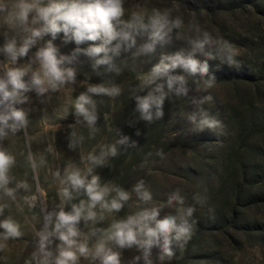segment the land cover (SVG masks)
Instances as JSON below:
<instances>
[{"label":"rangeland","instance_id":"1","mask_svg":"<svg viewBox=\"0 0 264 264\" xmlns=\"http://www.w3.org/2000/svg\"><path fill=\"white\" fill-rule=\"evenodd\" d=\"M27 2L35 7L22 23L17 19L19 0H0V78H6L9 69L28 68L23 80L30 85L23 93L27 100L13 105L25 112L26 125L15 132L5 128L6 134L0 137V151L13 157L7 171L9 182L0 187V222L10 218L22 233L0 239L4 244L0 264H36L32 256L38 253L45 217L52 214L47 231L54 233L55 214L61 210L71 213L73 205L78 207L81 202L85 211L75 225L79 235L73 238L76 245L71 249L76 252V264H101L95 256L99 244L119 253L120 264H145L143 248H121L110 238L114 225L153 208L159 209L157 219H163L179 217L189 207L194 209L187 217L192 225L190 238L173 241V257L161 260V237L149 248L151 264H264V0H123L120 22L112 21L117 31L134 14L149 25L154 10H169L170 19L180 17L183 24L155 41L151 27L138 29L133 33L137 38L133 46L121 47L116 57L109 52L111 41L105 43L102 32L95 41L80 44L71 32L66 37L61 31L55 38L45 32L34 38L24 56L12 61L6 45L14 41L18 50L33 29L45 27L37 9L66 0ZM49 42L57 49L58 59L67 57L61 67L72 68L75 79L55 90L46 84L47 91L38 94L31 78L33 72L41 71L37 53ZM201 43L203 47H197ZM93 46H104L107 51L87 55L86 50ZM176 52H191L201 63L208 53L213 58L207 59L206 74H190L179 67L168 73L185 76L187 95L169 91L167 76L157 79L168 95L161 118L152 109L155 125L151 130L153 121L139 123L143 118L135 97L145 96L155 87L141 90L152 68ZM104 58L109 62L96 65V60ZM209 78L215 82L205 88ZM100 84L117 86L120 94L88 92L89 87ZM82 93L94 101L97 120L92 127L75 110ZM205 96L212 99L201 103ZM205 117L218 125H201ZM125 136V143H117ZM113 145L115 156L108 154ZM102 153V163H95L92 157L101 158ZM76 171L86 182L97 176L99 187L108 190L104 201L91 209L96 213L94 219H86L91 203L86 190L74 189L68 180ZM140 182L142 190L151 194L148 201L135 190ZM65 188L70 197L63 195ZM7 189L13 190L12 196ZM118 190L129 194L127 201H121V209L102 207L104 202L119 199ZM149 226L154 227V222ZM3 234L0 228V237ZM49 240L47 250L54 259L64 245L55 233ZM80 244L87 245L86 255L79 253Z\"/></svg>","mask_w":264,"mask_h":264},{"label":"clouds","instance_id":"2","mask_svg":"<svg viewBox=\"0 0 264 264\" xmlns=\"http://www.w3.org/2000/svg\"><path fill=\"white\" fill-rule=\"evenodd\" d=\"M123 0H88L87 3L81 2V0H71V2L65 3H52L48 7L37 9L38 15L45 21V27L41 29H33L31 36L24 41L22 47L18 50L14 46V41L6 45L5 51L11 55L12 61L17 59V56H24L29 49V46L35 42L34 38L41 37L43 33H51L53 38L56 34L63 31L65 36L71 32V37L77 44L83 41H95L102 32L107 38L105 43L110 42L116 38H120L121 41L127 42V46L131 47L134 43L133 33H136L138 29H146L151 27L153 40L163 39L173 29H179L183 20L180 17L170 19V11L165 10L160 12L159 10L153 11V16L150 19L149 25H145L142 21V17L133 15L132 20L124 23V28L130 29V31H117L112 21L120 22V17L124 14ZM19 11L17 13V19L22 23H26L28 20L29 12L35 7L34 4L28 3L27 0H19L17 5ZM0 10H3V5H0ZM207 39L203 43H207ZM203 43L198 44L197 47H203ZM121 44L117 43L112 49L114 54H119ZM148 50H151V45L146 46ZM76 51H80L77 49ZM107 49L104 46H93L86 50L87 55L95 56L101 52H106ZM38 58L41 61V71L33 72L31 78V86H34L37 93L41 94L47 91L45 85L47 84L53 90L57 89L60 85L66 82H73L75 79V71L72 68H64L61 65L67 59V57L60 56L57 58V49L51 42L47 46L41 49L37 53ZM211 53L206 56L205 62L201 63L193 57V54L189 52L184 55L183 52H176L174 55L164 57L160 63L155 65L151 73L143 80L141 90L143 87H147L155 84L145 96H136V108L140 112L141 117L146 121L153 120V111L155 108V117L161 118L163 116L162 104L165 97L168 95L164 91V84L156 83L157 79L162 76H167V88L169 91H175L177 95H187L188 88L186 87L187 80L183 75H168V73L176 68H182L190 74L199 72L201 75L206 74L208 71L207 59H212ZM167 60L168 63H164ZM109 59H98L96 65L108 63ZM95 67V65H94ZM28 68H12L6 72V78H0V137H3L5 128H10L15 132L18 128L26 125V114L23 110L14 107L15 104H22L27 100V97L23 95L24 92L29 91L30 85L26 84L23 77L28 72ZM119 70H117L118 72ZM214 78H209L204 81V87L210 88L214 84ZM173 85L178 87L173 88ZM120 88L117 86L106 87L103 84L91 86L88 88V92L93 94H104L108 96H117L120 94ZM211 96H205L201 103L204 101H210ZM75 110L78 115H82L87 121L88 125L92 127L96 120L97 115L95 113L94 101L87 94H80L75 102ZM190 120H195L194 116L189 117ZM12 123H9V122ZM201 125L209 128H215L218 125V121L205 117L201 120ZM139 135V132H137ZM128 137H122L117 143L123 144L127 141ZM108 154L115 156L117 154L116 147L110 146ZM101 158L92 157L95 163H102L103 156ZM13 163V157L6 155L4 151H0V187H4L9 182L7 171L9 166ZM98 177L92 176L90 181L86 182L85 177H82L78 171L72 172L68 176V180L71 186L79 190L85 189L91 203L88 205L86 219H94L96 213L91 209L95 207L97 203L104 201V197L107 193V189H101L98 185ZM20 187H26L21 184ZM143 182L136 185L135 190L144 201L151 199V194L148 191H144ZM9 196L13 195L12 189H7ZM63 195L70 197V193L67 188L63 189ZM119 199H113L111 203H102V207L109 210H120L122 207L121 201H127L129 194L124 191L118 190ZM175 199V197H173ZM171 204V200L168 201ZM3 208L0 207V212ZM85 211L84 203L77 207L73 205L71 213H65L63 210L56 213V223L54 227V233L58 235L60 241L63 242L59 255L53 259V253L47 250V245L51 243L49 237L53 235V232L47 231L48 225L52 221V214L49 213L45 217V230L42 231L39 236L38 253H33V260L36 264H76L77 255L72 251V247L76 245V240L73 239L79 235L76 228V224L80 221L82 214ZM194 209L189 207L179 217L166 216L163 219H157L159 215V209L153 208L151 211H143L136 217H129L126 221L118 222L114 225V232L111 239H114L116 243L121 247H132L137 245L144 249L145 264H151L148 260L149 248L156 244L159 239L163 238L162 251L163 255L159 258L164 259L167 256L171 259L174 255L171 247L173 241L179 242L190 238L192 225L188 222L187 217H191ZM179 219V223H177ZM150 222H154V227L149 226ZM0 228L4 229V234L0 239L7 240L9 238H17L22 235L19 229V225L13 220L6 219L0 222ZM174 233V236L171 235ZM143 237V239H138ZM4 247V244L0 243V249ZM183 247V245H181ZM78 251L81 255H86L89 251L86 244H80ZM39 254V259L37 255ZM95 256L99 257L101 264H120L119 253L113 252L111 249L105 248L103 244H99L95 250ZM138 260L139 257H135ZM26 264L28 262L26 261Z\"/></svg>","mask_w":264,"mask_h":264},{"label":"trees","instance_id":"3","mask_svg":"<svg viewBox=\"0 0 264 264\" xmlns=\"http://www.w3.org/2000/svg\"><path fill=\"white\" fill-rule=\"evenodd\" d=\"M122 30L128 31V30H127L126 28H124V27H123ZM133 37H134V35H133ZM136 39H137V38H134L135 42H136ZM117 43H120V44H121L122 49H123L124 47L127 46V42L121 41L119 37L116 38V39H114V40H111V42H110V49H109V52H110L113 56H115V57H116L117 54H114L113 51H112V49L116 46ZM132 46H133V45H132ZM132 46H131V47H132ZM131 47H128V48H131ZM120 50H121V48H120ZM152 121H153V123H152V124H149V127H150L151 130H152V127L155 125V123H154L155 119L152 120ZM144 122H145L144 119L141 120V121H139V123H141V124L144 123ZM147 122H148V121H147Z\"/></svg>","mask_w":264,"mask_h":264}]
</instances>
